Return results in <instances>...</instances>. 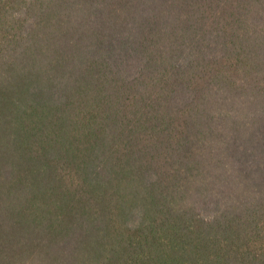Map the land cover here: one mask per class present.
<instances>
[{
  "label": "trees",
  "instance_id": "1",
  "mask_svg": "<svg viewBox=\"0 0 264 264\" xmlns=\"http://www.w3.org/2000/svg\"><path fill=\"white\" fill-rule=\"evenodd\" d=\"M0 264H264V0H0Z\"/></svg>",
  "mask_w": 264,
  "mask_h": 264
}]
</instances>
